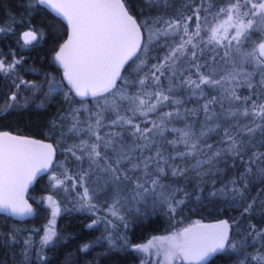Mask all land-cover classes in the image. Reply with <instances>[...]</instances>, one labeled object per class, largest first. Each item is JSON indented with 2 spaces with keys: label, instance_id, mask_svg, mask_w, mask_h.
<instances>
[{
  "label": "trees",
  "instance_id": "obj_1",
  "mask_svg": "<svg viewBox=\"0 0 264 264\" xmlns=\"http://www.w3.org/2000/svg\"><path fill=\"white\" fill-rule=\"evenodd\" d=\"M123 2L129 14L141 26L142 50L137 49L121 67L119 72L123 79H117L116 89L111 94H105L106 103V100L100 97L77 96L64 78L63 66L55 59V53L68 41L71 34V25L67 18L54 8L39 3L38 0H0V29H3L0 31V60L5 62V66L13 61H19L10 71L0 72V131L6 130L49 139L54 143L57 152L50 170L39 177L27 193V198L36 209L35 215L24 221H15L0 212V264H139L143 257L142 253L131 246L139 245L153 235L185 229L196 224L197 221L225 217L231 223L230 240H233L237 230L241 229L245 242L251 238V235L254 236L256 229H264V183L252 178L243 198L211 195L222 191L226 185L231 187L229 182L233 180L243 188L244 184L239 177L244 172L246 164L228 153H223L210 164L190 167L195 165L197 160L208 159L211 153L207 148L194 157L185 159L177 157L174 161H170L188 169L187 178L172 177L169 173L167 178H162L161 181L165 188L156 189L157 195L164 193L165 196L177 201L183 200V203L176 207L175 212L170 213L163 205L147 210L139 204L134 205L132 196L135 193L126 186L123 187L122 194L115 192V199L121 201V207L117 204L115 210L119 216L125 218L121 221L110 211L113 201L104 204L105 210L97 208L96 205L93 208L84 204L80 194L84 187L90 188L91 184H94L87 180V176L84 178L83 186L80 183L74 186L68 180L65 184L53 187L55 183L51 179L53 176L64 177L66 173L74 175L75 180L78 181L80 174L91 169L92 166L87 161L75 163L72 159L74 156L67 149L90 139L89 127L91 125L95 128L94 113L102 112L104 126L99 129L102 135L109 131L121 132L124 139L129 144L132 143V138L129 136L130 127L122 128L110 124V121L116 119L114 106L119 109L121 116L131 115L126 111L129 102L121 101L119 92L124 91L128 95L136 92L140 86L134 87L132 82L152 72L154 70L152 66L161 64L169 55L170 49L180 43V34L172 32L149 43V29L163 30L167 27L166 22L173 20H181L183 23V17L193 16V12L197 9L199 13L205 9L210 14L215 13L219 8L226 6L227 0H147V2L123 0ZM155 21L158 22L154 23ZM145 22L147 28L143 26ZM261 24H264V18L261 22H257V25ZM26 30L37 33V39L27 45L24 44L21 36ZM250 35L251 40L244 41L239 46V52L233 54L232 58L237 67L244 60L243 54L252 51L254 45L264 37V32L256 28L250 32ZM211 48L213 45H209L203 55L197 50L195 58L185 50L183 55L178 54L179 58L174 63L169 61L166 69H162L164 75L160 76V85L163 89L171 87V92L166 94L172 100L182 103L166 104L159 111L170 112L178 108L181 115L167 124L168 129H183L186 125H191L198 136L202 126H205V114L200 110L201 106L208 99L216 97L218 102L211 107L217 117L213 123H219L220 129L209 133L208 137L200 138L201 147L205 143L211 144L212 151H215L226 146L223 132L225 128L238 139L246 138L242 128L250 123L252 117L227 116L228 110L235 111L246 106L242 101L226 98L227 93L224 89L234 87L235 81L224 82L219 88L202 86L203 96L199 95V91L194 95L193 90L182 83L187 78L198 79L197 64L202 66L200 71L205 74L215 69L216 79L232 71V65H225L221 59L223 51L217 49L216 52H211L209 51ZM213 55L216 57L214 63ZM141 61L144 63L142 64ZM206 61L209 67H203ZM243 67L248 72L253 71V66L247 62H244ZM53 78L60 84V90L46 96L49 81ZM238 79L241 86L236 89V95L242 98L251 96L257 103L264 102V86L258 83L261 79L259 75L253 77L251 89L244 85L242 79ZM22 81L26 83H21ZM146 90H155L151 80L147 82ZM13 93L16 94L15 100L11 99ZM186 110H196V112L194 115H189ZM149 118L157 120L155 113H149ZM144 120L145 118L138 116L134 122L140 123L142 128L151 127V123L145 125ZM54 123L55 128H53ZM73 123H77L78 131L69 132ZM61 133L64 135L62 136ZM176 138L177 134L170 131L165 132L164 137H157L165 157L175 151H185L183 144L173 147L165 142ZM254 143L256 146L248 149L243 156L244 161H248L252 152L264 153V147L260 146L262 142L259 134L256 135ZM73 150L76 155L80 153L78 148ZM146 154H154V150L153 153ZM260 163L257 162L258 165ZM255 170L254 165L253 171ZM100 183L103 184L102 181ZM177 188L183 191H175ZM106 190L107 187L104 186L102 192ZM46 196L54 198L61 211L57 218L56 236L53 237L52 242L43 245L40 241L41 229L49 212L45 203ZM250 203L252 208L245 212L244 209ZM134 208H139V213ZM251 225H254L255 229L250 227ZM110 234L126 237L130 246L110 245L107 240ZM257 238L262 247H259V250H264V239ZM25 240H30V245H25ZM86 244L89 247L82 250ZM117 244L119 245V241ZM25 248H27L26 255ZM232 255L234 253L226 249L214 255L209 261L233 264ZM244 261L245 264H257L253 260L244 259Z\"/></svg>",
  "mask_w": 264,
  "mask_h": 264
},
{
  "label": "snow or ice",
  "instance_id": "obj_2",
  "mask_svg": "<svg viewBox=\"0 0 264 264\" xmlns=\"http://www.w3.org/2000/svg\"><path fill=\"white\" fill-rule=\"evenodd\" d=\"M38 2L57 9L71 25V36L61 46L55 57L65 69L64 78L71 85V90H74L75 94L80 97L92 96L106 100L105 94H111L116 89L117 79H123L120 76V68L135 54L137 49L142 50L140 44L141 26L129 14L122 0H62L59 3H54L53 0H38ZM222 16H226L227 19L209 28L206 40L201 37L202 23L199 9L193 12V16L183 17V23H181V20H173L166 22L167 27L163 30L149 29V43L161 36H167L169 32L180 34V43L170 49L169 55L164 58L161 64L152 66L154 69L152 72L132 82L134 87L136 85L140 86L136 92L131 95L126 94L124 91L119 92V99L129 102L126 111L130 112L131 115L121 116L119 109L114 106L116 119L110 121V124L122 128L124 126L130 127L131 144L124 139L121 132L113 131L101 136L99 129L104 125L102 123V112L98 111L93 114L96 116V130L91 125L89 127V133L95 138V142L81 141L78 145L67 149L77 160L83 159L86 155L91 161V166H95V170L101 173L104 184L109 190L119 192L123 187L131 185V190L135 193L132 196L134 205L139 204L146 210L163 205L167 207L170 213L175 212L176 207L182 204L183 200L177 201L172 197L165 196L164 193L157 195L156 189L165 188L161 181L162 178L166 179L169 173L172 177L187 178L186 172L188 169L170 161H174L177 157L181 159L194 157L202 152L204 148H207L211 153L208 159L197 160L196 164L190 165V167L196 168L204 164H210L213 159L221 157L223 153H228L246 164L244 172L239 177L244 184L243 188L237 185L236 180H233L229 182L232 185L231 187L226 185L222 191L211 193V195L224 197L231 195L233 199L237 196L243 198L252 178L259 179L261 183H264V153L255 151L248 157V161L243 160L246 151L256 146L254 139L257 134L261 137L262 143L260 146L264 147V102L257 103L251 96L242 98L236 95V89L241 86L238 78L242 79L244 85L251 89L253 88V77L259 75L261 79L258 83L264 86V37L258 44L254 45L251 52L243 54L244 60L239 67L236 66L235 60L232 58L234 53L239 52V46L244 41L251 40L250 32L256 28L264 32V24L257 25L256 22L257 16L264 17V0H258V2H254V0H227L226 6L219 8L214 14V19L219 21ZM193 17L196 21L195 29L190 32L188 21H191ZM245 18L248 19L245 21ZM203 19L206 21L207 17ZM143 26L147 28V22ZM204 27H207V24ZM229 29H234L231 35ZM0 31H3V29H0ZM22 39L25 45L30 44L37 39V33L26 31L23 33ZM189 45H191L193 58L197 56V50L203 55L204 50L209 45H214L209 51L222 50L223 56L221 59L225 65H232V71L226 72L224 75H220L219 79H216L217 71L215 69L205 74L200 71L202 66L197 64L198 79L187 78L182 83L191 88L194 95L199 91V95L203 96L202 86L219 88L224 82L231 83L235 81L234 87L224 89L227 93L226 98L232 101H242L246 106L243 109L237 108L235 111L228 110L227 116L252 117L250 123L242 128L246 138L238 139L236 135L229 133L227 128L223 129L224 141L227 142L223 149L212 151L213 145L205 143L201 147L200 144V138L208 137L209 133L217 132L220 129L219 123H213L217 117L211 106L218 102L216 97L208 99L201 106L200 110L205 114V126H202L198 136L192 130L191 125H186L183 129H168L167 124L181 115L178 108L170 112L159 111L166 104L178 105L182 103L181 101L172 100L166 94V92H171V87L163 89L159 81L160 76L164 75L162 69H166L169 61L174 63L179 58L178 54L183 55ZM215 60L216 57L213 55L212 62L214 63ZM244 62L253 66L252 72L244 69ZM18 63L19 61H13L5 66V62L0 60V72H8ZM141 63L144 62L141 61ZM203 67H209V63L206 61ZM149 80H151L155 89L153 91L146 90ZM21 83L26 82L22 81ZM59 90L60 84L54 78L50 80L48 95ZM11 99H16L15 93L12 94ZM186 111L189 115H194L196 112V110ZM149 113H155L157 120H150ZM138 116L145 118L143 121L145 125L151 123V127L145 126L142 128L140 123H135L134 119ZM258 119L259 122H257ZM55 127L54 123L53 128ZM75 131H78L77 123H73L69 128V132ZM168 131L177 134V138L165 140V142L173 147L183 144L185 151H175L168 157L164 156L157 137H164V133ZM237 131L239 132L240 129ZM61 135L64 134L61 133ZM74 148L82 149L83 154L77 156L73 150ZM153 150L154 154H146L153 153ZM52 154L53 150L50 144L13 137L8 133L0 134V210L8 211L17 217L32 213L31 206L23 198V190L35 177L37 171L47 169L50 166ZM258 161L261 162L259 165L257 164ZM254 165L256 166L255 172L253 171ZM88 174L85 171L79 175L78 181L82 186L84 178ZM51 179L55 181L53 187L64 183L56 176L51 177ZM64 179L69 180L72 178L65 173ZM175 191L183 190L177 188ZM93 195L94 193L90 194L88 187H84L83 192L80 194L84 204L94 208L95 205L91 203ZM48 200L52 206V219L49 221L45 235L42 238L43 245L52 242L53 237L56 236L53 225L55 218L61 211L51 196L48 197ZM119 203V199L114 198L110 211L112 215L123 221L125 218L119 216L115 210L116 205ZM251 208L252 204L250 203L244 211L248 212ZM134 210L137 213L140 211L139 208H134ZM91 226L89 225V227ZM125 227H127V224H125ZM250 227L255 229L254 225ZM255 237L264 239V229H256ZM12 239L15 238L12 237ZM107 240L114 247L130 246L127 238L118 234L115 236L110 234ZM118 241L119 245L117 244ZM24 244L30 245V240H25ZM88 247L89 245L86 244L82 250H86ZM131 247H134L136 251L149 253L150 255L152 254L150 250L155 249L154 254L157 257L155 264H176V262L185 261L187 264H203L212 254L224 251L226 248L241 253L243 251L237 243L230 240L226 221L212 225H203L197 221L196 224L183 229L181 232L173 233L170 236L153 237L146 244ZM24 252L26 255L27 248ZM40 258L42 259V257ZM245 259L255 260L257 264H264V250L257 252L255 255H249ZM238 264H245V261L240 260Z\"/></svg>",
  "mask_w": 264,
  "mask_h": 264
},
{
  "label": "rangeland",
  "instance_id": "obj_3",
  "mask_svg": "<svg viewBox=\"0 0 264 264\" xmlns=\"http://www.w3.org/2000/svg\"><path fill=\"white\" fill-rule=\"evenodd\" d=\"M254 2H258V0H254ZM242 11H243V9H242ZM207 12L208 11L202 10L199 13V15L201 17V23H202L201 37H203L204 40L207 39V33H208V29L209 28L215 26L217 23H220V21H223V20L227 19L226 16H222L219 21L215 20L214 19V14L216 13V11H215V13H211V14L209 12L208 13ZM204 17H207L206 21L203 19ZM263 18L264 17H262V16H257L256 17V22H261ZM247 19L248 18H245V21ZM204 22H205V24H207V27H204ZM195 23H196L195 17L193 18V20H191V22L190 21L188 22L189 31L190 32L195 29ZM225 27H227V25H225ZM204 31H205V33H204ZM233 32H234V29H229V34L230 35ZM195 42L196 41L194 40V43ZM213 47H214V45H213ZM186 50L189 51L190 52L189 55H191V45H189ZM47 94H48V90L46 92V96H49ZM93 129L96 130L95 128H93ZM107 133H111V132L109 131ZM89 135H90V133H89ZM100 135L104 136L105 134L102 135L100 133ZM87 141L89 143H93V142H95V138L90 135V139H88ZM82 154H83V150L80 149V153H78L77 156H81ZM72 159H73V161H75V163H80L82 161H87V162H89L91 164V161L88 159V157L86 155H84L83 159H81V160H77L75 156L72 157ZM88 173L89 174L87 176V180L89 182L94 183V184H91V186L89 188L90 194L94 193L91 203L96 205L97 208L105 210L106 208H105L104 204L107 203L108 201L112 202L114 200V198H116V193L115 192H111V190H109V188L104 184L103 179L99 180L100 178H102V175H101V173H99L98 170H95V166H92ZM67 176L72 178V179H69V180L74 186L79 184V182L77 180H75L76 178L74 177V175L72 176V175L68 174ZM59 179L64 181L63 184H65L68 181V180H65L64 177H59ZM100 181H102V183L104 185L101 184ZM104 186L107 187V190L105 192H102ZM128 186L131 188V185H128ZM122 193H123V190L119 191L118 194H122ZM48 197L49 196H46L45 203L48 206V211L49 212H48V216L46 217L45 221L43 222V226H42V229H41V235H40V241L41 242H42L43 236L45 235V231L47 229L49 221L52 219V216H51V207L52 206H51V204H50V202L48 200ZM52 200L56 202V200L54 198H52ZM56 204H57V202H56ZM119 205L121 207V201H120ZM126 207H127V205H126ZM58 215L55 218V223L53 225V228H54L55 231H56V226H57ZM183 229L184 228H182L180 230H177V231L170 232V233H166V234L153 235V236L149 237L146 241H144L143 243H141L139 245L146 244L153 237L170 236L173 233L181 232ZM244 240H245V236H244L243 231L241 229H238L236 234H235V238L233 240H231V241L237 243L243 249L242 253L238 252L236 250H232L230 248H226L227 251L229 250L230 252L234 253V255H232V258L234 259L232 261L233 264H238V262L240 260H244L247 256L255 255L257 252H260L259 247L261 245H260L259 238H257V237L254 238V236L251 235V238H249V240H247L246 242ZM260 248H262V247H260ZM150 252L152 253L151 255L149 253L141 252L143 257H142V259H141L139 264H155V262L157 260V257L154 254L155 253V249H151ZM253 261L257 262L255 260H253ZM176 264H185V263L184 262H176ZM204 264H232V263L231 262H229V263H225V262H222V263L221 262L220 263H216L215 262V263H213V262L208 261V262H206Z\"/></svg>",
  "mask_w": 264,
  "mask_h": 264
},
{
  "label": "water",
  "instance_id": "obj_4",
  "mask_svg": "<svg viewBox=\"0 0 264 264\" xmlns=\"http://www.w3.org/2000/svg\"><path fill=\"white\" fill-rule=\"evenodd\" d=\"M53 2L54 3H59V2H62V0H53ZM55 11H58V10L55 9ZM26 31H29V30H26ZM26 31H24V32H26ZM24 32H22L21 36H23V33ZM71 34H72V28H71ZM71 34H70V36H71ZM140 34H141V32H140ZM140 43H141V38H140ZM3 133H8L10 136H13V137H18V138H24V139L39 141V142L44 143V144H50V145H52L53 154H52V162H51L50 166L47 169H43V170L37 171L35 177L32 179V181L30 183L27 184L26 188L23 190V193H22L24 200L27 201V203L31 206L32 213L30 215H25L23 217H17V216L12 215L8 211L0 210V212L2 214L11 217L15 221H24V220H27V219L32 218L35 215V212H36V209H35L33 203L27 198V193H28L29 189L35 184V182L37 181V179L39 177L45 175L50 170V168L53 165V163L55 161V158H56V154H57L56 147H55L54 143L51 140H49V139H44V138H40V137H36V136H32V135H27V134L14 133V132L6 131V130L0 131V134H3ZM221 221H226L227 222V224H228V234H229V238H230V234H231V223L225 217H218V218H214V219L202 220L199 223L200 224H203V225H212V224H218ZM220 252H222V251H220ZM220 252H217V253L212 254L205 262H203V264L206 263V262H208L214 255H216V254H218ZM184 263L187 264L186 261Z\"/></svg>",
  "mask_w": 264,
  "mask_h": 264
},
{
  "label": "flooded vegetation",
  "instance_id": "obj_5",
  "mask_svg": "<svg viewBox=\"0 0 264 264\" xmlns=\"http://www.w3.org/2000/svg\"><path fill=\"white\" fill-rule=\"evenodd\" d=\"M122 2H123V0H122ZM124 3V2H123ZM47 7H50L48 4H45ZM51 8H53V7H51ZM58 52V51H57ZM56 52V53H57ZM56 53H55V57H56ZM58 62V61H57ZM59 63V62H58ZM64 71H65V69H64Z\"/></svg>",
  "mask_w": 264,
  "mask_h": 264
}]
</instances>
